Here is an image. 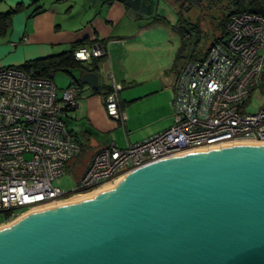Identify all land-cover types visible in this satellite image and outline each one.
Returning <instances> with one entry per match:
<instances>
[{"label":"built area","instance_id":"2783aa9c","mask_svg":"<svg viewBox=\"0 0 264 264\" xmlns=\"http://www.w3.org/2000/svg\"><path fill=\"white\" fill-rule=\"evenodd\" d=\"M229 37L201 61H189L175 84L173 125L139 143L112 142L93 156L73 192L56 180L71 171L83 147L69 128V113L80 110L79 87L59 89L55 75L19 66L0 68V213L5 223L33 208L85 195L129 172L161 159L240 140L264 142V104L247 108L264 94V14L232 17ZM77 61L104 59L102 45L81 47ZM111 92L102 95L107 115L123 127L124 87L110 76ZM23 212H17L25 209ZM4 223V222H3Z\"/></svg>","mask_w":264,"mask_h":264},{"label":"water","instance_id":"95a60500","mask_svg":"<svg viewBox=\"0 0 264 264\" xmlns=\"http://www.w3.org/2000/svg\"><path fill=\"white\" fill-rule=\"evenodd\" d=\"M0 264H264V145L161 159L28 216L0 230Z\"/></svg>","mask_w":264,"mask_h":264},{"label":"crops","instance_id":"0c3cea01","mask_svg":"<svg viewBox=\"0 0 264 264\" xmlns=\"http://www.w3.org/2000/svg\"><path fill=\"white\" fill-rule=\"evenodd\" d=\"M2 1L7 7L11 6L9 9L20 4L34 9L30 15L16 16L10 34L0 37V68L22 66L29 61L68 52L76 43H85L90 48L99 44L108 52L107 58L94 62L99 69L95 73L99 76V85L110 86L113 75L123 90L129 88L120 98L127 116L124 134L120 131L121 125L107 115L101 95L94 94L86 85L79 90L80 110L69 113L67 123L70 124L71 118L76 119V124L81 123V129L70 128L78 140L81 131L79 141L88 148V156L83 161L86 167L97 151L112 142L123 148L172 126H169V118L173 116L175 84L180 73L176 75L175 55L180 49L177 50L179 43L174 36L177 33L156 19L159 3L156 10H149L150 4H144L143 0ZM1 5L0 13H5L8 9ZM35 9L38 11L33 14ZM79 73L81 77L83 73ZM102 75L105 85L101 83ZM139 104L161 106L163 113L139 125L131 114ZM123 135L125 146L120 145ZM75 168L72 169L78 180V167Z\"/></svg>","mask_w":264,"mask_h":264},{"label":"rangeland","instance_id":"374dc122","mask_svg":"<svg viewBox=\"0 0 264 264\" xmlns=\"http://www.w3.org/2000/svg\"><path fill=\"white\" fill-rule=\"evenodd\" d=\"M164 1H160L161 3H159L158 0H143L142 2L144 4L145 3L150 4L149 10H153V9L156 10V5H158V3H159V5H160L159 14L162 13V14L168 15V18L171 17L170 14L173 12L172 7L175 8L177 11H182L184 18L188 22H190L191 24L199 26V28L201 30V40H200L198 47H195L196 40L193 39L190 42L186 52L184 53L185 57L187 55H190L192 53V51H195L196 55H198L200 53H204L209 48H211V45L221 35L220 28H221V24L223 23V20L229 18L230 17L229 15L234 10L233 0H201L199 8H192L189 11L187 10L189 8V3H186L184 8L182 9V4H183L184 0H164ZM0 4H2L1 6L6 7V9H8L6 12L10 11L11 8L9 9V7H11V6L7 7L8 4L6 2L1 1ZM15 7L16 6H14L13 8H15ZM33 9H34L33 7H27L26 5H24L23 10L19 14H17L16 16H18L20 14L30 15V13ZM174 21H175V19H174ZM174 36H175V38H177L176 40H178L179 48L177 50H179L181 48V39L177 34H174ZM0 37L6 38V37H2V36H0ZM175 46H177V45H175ZM178 52L179 51H177L176 55H175V62L177 65L176 68L178 69L176 75L185 66L186 61H187L186 58H184V59H182L180 57L178 58ZM75 79L80 80V73L78 71L72 72L71 75H68L64 72H58L55 75L54 81H55V84L57 85V87L59 89H66L74 83ZM105 81L106 80H105L104 76L102 75L101 83H104V85H105ZM127 89H129V88H127ZM127 89L123 90L121 92V94L125 93ZM134 95L136 96L137 93H135ZM263 104H264V94H262L261 92H257L256 97L253 99L251 104L248 106L247 110L249 113H256ZM131 112H132L131 114L133 116H135L136 123L139 125H142V124H145V123H148L150 121L157 119L161 115L162 109H161V106L158 107L157 105L152 106V105H147V104H139V105H135L133 108V111H131ZM71 119L72 120H70L71 122L68 125L69 128L71 126L75 129H81L80 128L81 123L76 124V119L75 118H71ZM171 125H173V116L172 115L169 118V126H171ZM120 131L123 132V134H124V127L122 125L120 127ZM78 133H79V137L82 139V136L80 134L81 131ZM75 137L78 140L76 134H75ZM80 138H79V140H80ZM124 139L125 138L123 135L122 142H120L121 146H125ZM83 141H85V140H83ZM82 166H83V163L81 164L80 168ZM81 174L82 173H80V171H77V175L80 176ZM77 181L78 180L75 178V171L73 169L70 172H68V174L65 175L64 177L56 180L54 184L56 186H59L60 188H62V190L64 192L73 193L78 188V182ZM25 210H26V208L20 209L17 212L20 213V212H23ZM6 218H7L6 213H0V228L5 227L6 225H9L10 223H12L14 221L13 220L10 223H5Z\"/></svg>","mask_w":264,"mask_h":264},{"label":"trees","instance_id":"16d2710c","mask_svg":"<svg viewBox=\"0 0 264 264\" xmlns=\"http://www.w3.org/2000/svg\"><path fill=\"white\" fill-rule=\"evenodd\" d=\"M1 1L2 0H0V2ZM158 1L159 3H161L160 1H164V0H158ZM186 3H189V8L187 9L189 11L192 8H199L201 0H184L182 4V9L186 5ZM233 5H234V10L229 15L230 17L223 20V23L221 24V28H220L221 35L219 36V38H217L216 41L211 45V48H209L204 53H200L198 55H196L195 51H192V53L190 55H187L186 57L184 55L190 42L193 39L196 40L195 47H198L200 40H201V30L199 26L193 25L190 22H188L184 18L182 11H177L175 8L172 7L173 12L170 14L171 15L170 18H168V15L158 13L156 19L171 26L172 29L181 38V48L178 52V58L179 57L182 59L186 58L187 59L186 62L201 61L208 56L212 48H214L218 44H223L226 42V40L229 37L228 26L233 16L242 15L245 13L264 14V0H233ZM23 8H24V5L20 4V5H17L15 8H11L10 11L6 13H0V36L7 37L8 34H10V32L13 29L14 18L16 17L17 14H19L23 10ZM37 11L38 9H35L33 11V14H35ZM81 47L90 48L85 43H76L72 46L71 50L68 52H63V53L52 55L46 58L29 61L19 67L27 69V70L29 69L40 70L41 74L44 76H47L50 73H53L54 75H56V73L58 72H64L68 75H71V73L74 71L75 72L79 71L82 73H86V72L97 73L99 69L97 67V64H95L94 62L100 59H93L89 61L88 63H82L75 59L74 52ZM71 86H79L80 87L79 89L83 87V85L79 82V80H76V79L74 80V83ZM93 92L94 94H98L101 96L107 95L108 93L111 92V87L110 86L108 87L99 86V88L96 90H93ZM83 136L86 137L87 134L83 133ZM81 144L83 147L82 156H80V158L71 162L70 164L71 170H73L72 168L76 167L75 165L77 163L79 164V166H77L78 168L77 167L76 168H77V171H80V173L82 174L78 177V181L81 178V176L85 173L86 169L88 168L85 166L83 162L88 156L87 155L88 153H86L88 148L83 142ZM82 163H83V166L80 168Z\"/></svg>","mask_w":264,"mask_h":264},{"label":"bare ground","instance_id":"6f19581e","mask_svg":"<svg viewBox=\"0 0 264 264\" xmlns=\"http://www.w3.org/2000/svg\"><path fill=\"white\" fill-rule=\"evenodd\" d=\"M238 145H256V146H262V145H264V142H258V141H255V140H240V141H234V142L226 143V144H223V145H220V146H216V147H212V148L194 150V151L182 153L180 155L190 154V153H196V152H208V151L214 150V149H221V148H225V147H234V146H238ZM124 178H125V176H123V177H121V178H119V179H117V180H115L113 182L104 184L99 189H97V190H95V191H93L91 193L85 194V195H79V196H75V197H73L71 199H68L66 201L53 202V203H50V204H47V205H44V206H40V207H37V208H33L30 211H28L27 213H25L23 215H20L16 220H14L9 225H6L5 227L0 228V230H2L4 228H9V227L17 224L20 220H22V219H24V218H26L28 216H31V215H34V214H37V213H41V212H44V211L56 209L58 207L72 205V204H75L77 202H80V201H82L84 199L93 198L96 194L101 193V192H103L106 189L115 188L116 185L119 182H121Z\"/></svg>","mask_w":264,"mask_h":264}]
</instances>
